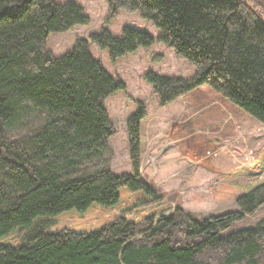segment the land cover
<instances>
[{"label": "trees", "instance_id": "16d2710c", "mask_svg": "<svg viewBox=\"0 0 264 264\" xmlns=\"http://www.w3.org/2000/svg\"><path fill=\"white\" fill-rule=\"evenodd\" d=\"M105 1L108 18L134 12L158 31L92 33L111 61L162 43L193 67L145 74L161 106L207 85L264 126L260 0ZM89 22L75 0H0V264H264V218L224 234L264 206V147L221 177L218 198L237 209L202 220L142 180V104L128 121L133 172L112 171L106 101L125 83L84 38L61 56L46 49L51 33Z\"/></svg>", "mask_w": 264, "mask_h": 264}, {"label": "rangeland", "instance_id": "374dc122", "mask_svg": "<svg viewBox=\"0 0 264 264\" xmlns=\"http://www.w3.org/2000/svg\"><path fill=\"white\" fill-rule=\"evenodd\" d=\"M75 1L90 18L89 24L75 26L64 33H51L46 49L61 56L77 39L84 38L93 57L125 83L124 91L106 101L109 119L116 130L108 139L107 157L112 171L133 172L128 121L142 104L146 113L141 122L142 180L165 198L172 210L179 207L201 220L236 210L234 199H219L220 180L226 171L256 161L264 147V126L207 85L161 106L145 74L152 71L188 77L194 72L191 64L162 43L139 48L111 61L108 51L90 40L92 33L107 26L114 35H119L126 25L148 31L155 37L158 31L134 12L120 10L116 17L108 18L109 5L105 0ZM261 12L264 15V10ZM36 124V119H29L24 127L14 129V133H24ZM263 218L264 206L224 234L253 227Z\"/></svg>", "mask_w": 264, "mask_h": 264}, {"label": "water", "instance_id": "95a60500", "mask_svg": "<svg viewBox=\"0 0 264 264\" xmlns=\"http://www.w3.org/2000/svg\"><path fill=\"white\" fill-rule=\"evenodd\" d=\"M264 4V0H260Z\"/></svg>", "mask_w": 264, "mask_h": 264}, {"label": "bare ground", "instance_id": "6f19581e", "mask_svg": "<svg viewBox=\"0 0 264 264\" xmlns=\"http://www.w3.org/2000/svg\"><path fill=\"white\" fill-rule=\"evenodd\" d=\"M263 207V206H262ZM254 227V226H253Z\"/></svg>", "mask_w": 264, "mask_h": 264}]
</instances>
